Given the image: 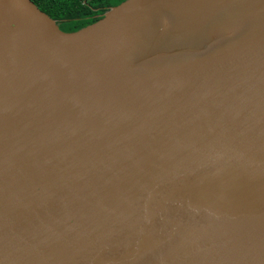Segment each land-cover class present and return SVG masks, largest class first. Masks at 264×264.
<instances>
[{"label":"water","instance_id":"obj_1","mask_svg":"<svg viewBox=\"0 0 264 264\" xmlns=\"http://www.w3.org/2000/svg\"><path fill=\"white\" fill-rule=\"evenodd\" d=\"M0 264H264V0H0Z\"/></svg>","mask_w":264,"mask_h":264},{"label":"trees","instance_id":"obj_2","mask_svg":"<svg viewBox=\"0 0 264 264\" xmlns=\"http://www.w3.org/2000/svg\"><path fill=\"white\" fill-rule=\"evenodd\" d=\"M57 21L64 32H75L95 23L111 7L125 0H31Z\"/></svg>","mask_w":264,"mask_h":264}]
</instances>
